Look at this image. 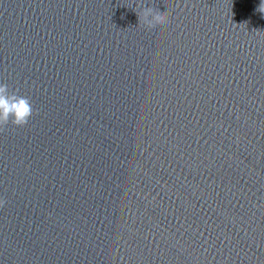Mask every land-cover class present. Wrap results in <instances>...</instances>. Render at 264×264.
Masks as SVG:
<instances>
[{"label": "water", "instance_id": "95a60500", "mask_svg": "<svg viewBox=\"0 0 264 264\" xmlns=\"http://www.w3.org/2000/svg\"><path fill=\"white\" fill-rule=\"evenodd\" d=\"M259 4L0 0V264H264Z\"/></svg>", "mask_w": 264, "mask_h": 264}, {"label": "clouds", "instance_id": "9594fccd", "mask_svg": "<svg viewBox=\"0 0 264 264\" xmlns=\"http://www.w3.org/2000/svg\"><path fill=\"white\" fill-rule=\"evenodd\" d=\"M256 11L264 14V0H260ZM136 14L138 24L149 30L169 23L168 12L151 6H142L141 11ZM33 114L34 108L28 97L21 96L16 91H9L7 84H0V131H3L9 123L17 127L25 126ZM4 204L5 200L0 199V207Z\"/></svg>", "mask_w": 264, "mask_h": 264}]
</instances>
